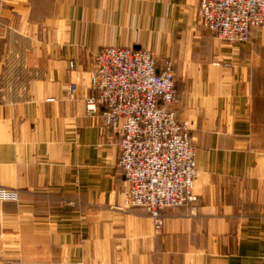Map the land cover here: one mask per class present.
I'll return each mask as SVG.
<instances>
[{
	"label": "crops",
	"instance_id": "obj_1",
	"mask_svg": "<svg viewBox=\"0 0 264 264\" xmlns=\"http://www.w3.org/2000/svg\"><path fill=\"white\" fill-rule=\"evenodd\" d=\"M200 0H0V264H264V25L242 42ZM173 60L197 208L125 206L118 131L87 111L94 53ZM73 62V65H72ZM77 90L69 93V83Z\"/></svg>",
	"mask_w": 264,
	"mask_h": 264
},
{
	"label": "built area",
	"instance_id": "obj_2",
	"mask_svg": "<svg viewBox=\"0 0 264 264\" xmlns=\"http://www.w3.org/2000/svg\"><path fill=\"white\" fill-rule=\"evenodd\" d=\"M202 24L222 40L242 42L264 25V0H200ZM73 65V62H72ZM87 111L101 129L118 131V166L128 185L125 206H142L161 224V210L186 202L197 208V163L190 122L177 117L173 60L158 67L155 53L134 45H104L94 53ZM77 83H69L74 94ZM16 191L0 185V202Z\"/></svg>",
	"mask_w": 264,
	"mask_h": 264
},
{
	"label": "rangeland",
	"instance_id": "obj_3",
	"mask_svg": "<svg viewBox=\"0 0 264 264\" xmlns=\"http://www.w3.org/2000/svg\"><path fill=\"white\" fill-rule=\"evenodd\" d=\"M156 55V54H155Z\"/></svg>",
	"mask_w": 264,
	"mask_h": 264
}]
</instances>
